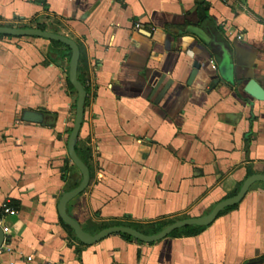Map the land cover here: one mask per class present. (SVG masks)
<instances>
[{"label": "crops", "instance_id": "obj_1", "mask_svg": "<svg viewBox=\"0 0 264 264\" xmlns=\"http://www.w3.org/2000/svg\"><path fill=\"white\" fill-rule=\"evenodd\" d=\"M42 17L77 43L88 75L78 140L91 179L67 205L84 231L203 217L264 176V101L243 91L264 88V0H0V26ZM51 50L63 48L0 37V264H264L263 183L158 243L72 235L58 204L64 168L82 180L68 154L77 93ZM25 110L51 119L23 122Z\"/></svg>", "mask_w": 264, "mask_h": 264}, {"label": "water", "instance_id": "obj_2", "mask_svg": "<svg viewBox=\"0 0 264 264\" xmlns=\"http://www.w3.org/2000/svg\"><path fill=\"white\" fill-rule=\"evenodd\" d=\"M0 35L12 37H38L61 42L71 49L72 55L69 63L68 78L70 84L77 93V100L75 104L74 126L68 139V154L74 166L81 173L82 180L77 187L63 194L58 204V212L61 220L74 231L76 238L81 243L88 246H92L101 242L107 237L115 234L129 236L145 244L158 243L169 237L173 232L177 230H181L183 228L191 226L207 227L212 225L226 209L234 207L240 202H242V200L246 197L252 186L257 183L264 184V176L252 175L244 182L241 189L235 196L227 198L216 204V206L207 215L199 218H188L174 222L173 224L165 227L162 231L156 234L147 235L136 229L125 226H114L106 228L94 235L87 233L86 231H84L82 226L76 220H74L67 212L68 203L86 190L91 179L90 170L88 166L84 163V161L79 157L76 152V143L82 128L87 100V92L83 84L78 80V67L80 60L79 46L76 42L65 36L53 34L47 31H42L36 28L24 29L0 26ZM231 73L232 72L230 69H226V73L224 75L226 81H232ZM243 91L245 94L256 100L264 101V88L255 80H250L244 86ZM21 119L23 122L45 125L49 122L51 117L43 112L25 110L22 113ZM4 239L5 234L2 227L0 226V249L4 244Z\"/></svg>", "mask_w": 264, "mask_h": 264}, {"label": "trees", "instance_id": "obj_3", "mask_svg": "<svg viewBox=\"0 0 264 264\" xmlns=\"http://www.w3.org/2000/svg\"><path fill=\"white\" fill-rule=\"evenodd\" d=\"M201 5L202 4H199V8ZM46 9H47V6H46ZM16 21H18L19 24H10V25H1V26L14 27V28H24V29L36 28V29H39L42 31L51 32L53 34L62 35L51 23H49V18H47V17L38 18V19L32 20L31 22H28V23H25V20H23L21 18H18ZM1 36H3V35H0V37ZM8 37H11V36H8ZM50 41H51L52 45L55 46L56 48H58V47L63 48V51L59 52L57 50H51V53L57 55L58 58H66L70 63V59H71V55H72L71 49L61 42L53 41V40H50ZM51 56L52 55L49 54V58L52 61H54V59ZM87 79H88L87 71L83 68L82 62H81V57H80L79 67H78V80L83 84V86L87 92L86 102L90 99V91H89V88L87 85ZM69 84H70V82H69ZM70 86L72 87L71 84H70ZM76 152L89 168L88 157L86 156V152L83 151L82 148L80 147L79 140H77V143H76ZM69 171L70 170H69V167L67 165L64 168V176H63V179L66 183L67 191L72 190L75 187H77V184L72 182L73 174L71 173L69 175ZM234 207H236V206H234ZM234 207H231V208H234ZM231 208H228L226 210H229ZM61 222L67 229L70 230L72 235L76 238L74 231L67 224H65L62 220H61ZM173 223H174V221H171L169 224H161V223L153 224L148 229L142 231V233L147 234V235L156 234V233H159L160 231H162L164 229V227H166L167 225H171ZM190 228L203 229L205 227L191 226V227H186L185 229H190ZM181 230H177V231L173 232L170 236L174 237V236L179 235ZM126 237L131 239V237H129V236H126Z\"/></svg>", "mask_w": 264, "mask_h": 264}, {"label": "built area", "instance_id": "obj_4", "mask_svg": "<svg viewBox=\"0 0 264 264\" xmlns=\"http://www.w3.org/2000/svg\"><path fill=\"white\" fill-rule=\"evenodd\" d=\"M136 27H137L138 29H140V25H137ZM238 39L241 40V39H242V36H239ZM5 212H6V213H13V212H14V209L5 206ZM3 231H4V230H3ZM2 250H3V246H2L1 249H0V255H1V253H2ZM25 261H26L27 263L33 264V262H34V257H33V256H28V257L26 258ZM46 264H53V263L49 262V263H46Z\"/></svg>", "mask_w": 264, "mask_h": 264}]
</instances>
